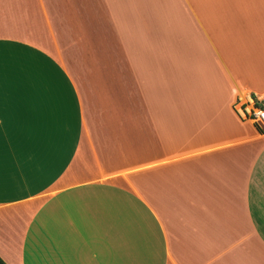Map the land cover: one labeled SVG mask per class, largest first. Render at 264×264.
Listing matches in <instances>:
<instances>
[{"label": "crops", "instance_id": "crops-1", "mask_svg": "<svg viewBox=\"0 0 264 264\" xmlns=\"http://www.w3.org/2000/svg\"><path fill=\"white\" fill-rule=\"evenodd\" d=\"M33 6L0 23V257L264 264V127L232 108L245 90L264 97V0ZM15 22L46 24L42 45ZM47 39L104 73L102 111L88 112Z\"/></svg>", "mask_w": 264, "mask_h": 264}, {"label": "rangeland", "instance_id": "rangeland-1", "mask_svg": "<svg viewBox=\"0 0 264 264\" xmlns=\"http://www.w3.org/2000/svg\"><path fill=\"white\" fill-rule=\"evenodd\" d=\"M31 1H34V0H27L26 2L27 6L26 7L21 6V8H15V7L8 8L6 6L0 7V23H3L4 30H7L5 26L7 25V21H8V18H7L8 11H10V13L14 15V19L18 17L20 19L27 20L34 15L38 16V10H39L38 6H35V7L33 6V4L34 5L36 4V0H35V3H32ZM5 3L6 2L0 1V5H3ZM9 27H10L9 28L10 33L14 34L16 32L18 34H16L15 36L26 37L27 38L26 40L28 42L33 43L37 46L42 45L41 43L42 38H44V35L46 34L45 28H47L46 24L39 26L38 23L33 25V24H25V23H17V22H15V24H10ZM44 42H45V44H43L44 47L48 49H53L50 51L59 52L58 55L57 54L55 55V57L64 66L68 75L74 81L78 91H81L83 93L82 95L88 101L89 103L87 106L89 109L88 112L97 111L98 113L102 111L103 105L99 104L98 102L99 101V91L101 90L98 88H101L102 86L100 85L101 84L100 83L99 84L100 87L96 88L94 81L96 77H99V79L103 80L104 73L89 71L87 69L88 57H86L85 55L83 56L73 55L71 53L72 43L70 40L60 41V40L47 39ZM61 42H62V47H61ZM55 43L58 44L57 49L53 48L55 47ZM91 62L94 63L95 61H91ZM98 63H100V61H98ZM92 66L93 64L91 65V67ZM24 75L25 73L23 72H15V80L22 81L23 79L28 78V77H24ZM35 75L36 77L32 76L31 78H34V79L40 78V77H37L38 73H35ZM37 90L38 89L34 88L35 94L37 93ZM15 93L16 95L18 94L22 95L21 89L17 87L15 89ZM85 98H84V101H82V105L84 108L86 105Z\"/></svg>", "mask_w": 264, "mask_h": 264}, {"label": "built area", "instance_id": "built-area-1", "mask_svg": "<svg viewBox=\"0 0 264 264\" xmlns=\"http://www.w3.org/2000/svg\"><path fill=\"white\" fill-rule=\"evenodd\" d=\"M232 108L239 119L264 127V97L245 90L241 96H237Z\"/></svg>", "mask_w": 264, "mask_h": 264}, {"label": "trees", "instance_id": "trees-1", "mask_svg": "<svg viewBox=\"0 0 264 264\" xmlns=\"http://www.w3.org/2000/svg\"><path fill=\"white\" fill-rule=\"evenodd\" d=\"M0 264H7V263L0 257Z\"/></svg>", "mask_w": 264, "mask_h": 264}]
</instances>
